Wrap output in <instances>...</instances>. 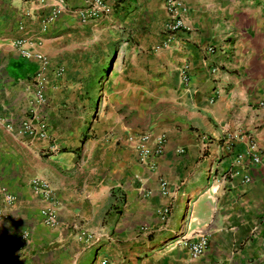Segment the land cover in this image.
Returning <instances> with one entry per match:
<instances>
[{
    "label": "crops",
    "instance_id": "obj_1",
    "mask_svg": "<svg viewBox=\"0 0 264 264\" xmlns=\"http://www.w3.org/2000/svg\"><path fill=\"white\" fill-rule=\"evenodd\" d=\"M56 1L65 8L41 31ZM83 2L0 0V198L14 196L0 217V264H264V0H182L191 30L158 51L165 0H113L109 17L81 24L74 10ZM20 37H38L51 68H65L60 79L46 70L45 106L32 95L36 62L12 45ZM111 38L126 54L101 119L89 123V53ZM25 116L45 119L49 136L7 127ZM142 132L164 135L160 156L140 159L126 141ZM234 132L241 134L219 153ZM250 141L260 161L244 170L234 157ZM35 177L49 196L32 188ZM45 209L53 224L42 221ZM182 218V237L207 235L197 258L177 235ZM81 232L96 240L84 242Z\"/></svg>",
    "mask_w": 264,
    "mask_h": 264
},
{
    "label": "built area",
    "instance_id": "obj_2",
    "mask_svg": "<svg viewBox=\"0 0 264 264\" xmlns=\"http://www.w3.org/2000/svg\"><path fill=\"white\" fill-rule=\"evenodd\" d=\"M114 2L113 0H84L83 4L78 8H75L74 14L77 20L81 24H86L92 20H98L107 18L113 11ZM58 1L51 6L49 14L41 19V31L46 30L48 24L62 11L64 10ZM166 17L161 25L160 39L156 42L152 50L158 51L165 48H170L173 41H180L183 35L191 30V27L187 25L183 20V13L185 9L182 7V0H165ZM27 14V13H26ZM41 40L38 37L30 38H17L13 40L12 45L17 48V54L25 59H33L37 64V69L33 74L32 83V95L35 102L39 105H46L45 89L48 83L46 77V70L52 67V63L49 61L46 55L42 54L36 48L40 45ZM215 48L213 45H209L205 48V51L213 52ZM52 73L55 78L60 79L65 72L63 65L53 66ZM188 63L184 62L178 69L179 78L181 81L186 82L189 79ZM217 67H212L211 73H217ZM260 105H264V100L259 102ZM30 116H25L19 122L16 127L7 125L10 129L15 128L14 132L20 135L32 136L35 135L38 138H46L49 136L48 124L45 119L38 120L36 124L31 122ZM241 132H234L233 134H226L221 138V142L217 144L219 153L228 150L230 148L231 141L234 138H238ZM164 135L159 134L158 136L151 138L147 132H142L132 136H127L126 141L132 143V148L137 153L140 159H149L158 157L163 152ZM182 151V149H179ZM260 161L259 150L254 141H250L244 154H237L234 157V162L237 164L241 163V168L244 170L249 164H255ZM209 177L214 180L218 175L215 171V166H210L208 169ZM243 179L247 180L244 176ZM30 185L36 191L46 194L49 196L48 184L46 181L40 178H32ZM165 182H160V190L164 192ZM1 206H0V217H5L4 206H9L14 201V196L9 193H2ZM169 205L162 207L158 214L161 220H165L169 215ZM42 221L45 224H53L55 222L54 212L49 209L41 211ZM188 222H185V218L181 220V230L177 232L179 237H182V230L187 228ZM178 237V239H179ZM79 238H83L84 242H94L96 240L90 233L81 232ZM184 245L186 246L189 256L191 258H197L201 256L207 247V235L199 233L194 239L182 237ZM186 240V241H185ZM100 264H109L106 260H101Z\"/></svg>",
    "mask_w": 264,
    "mask_h": 264
},
{
    "label": "rangeland",
    "instance_id": "obj_3",
    "mask_svg": "<svg viewBox=\"0 0 264 264\" xmlns=\"http://www.w3.org/2000/svg\"><path fill=\"white\" fill-rule=\"evenodd\" d=\"M125 28L122 25L117 27L119 30H124ZM143 28H145L143 25H137L133 26L132 30H141ZM104 37L105 38L101 37L99 42H104V39H107V36ZM99 45H101V47H99L101 49H99L98 53H89L94 59L92 62L93 65H91L87 70V76L93 80L94 88H91L88 91V94L92 96V103L94 100L96 103L94 111L91 115H89L91 117L89 123H96L99 119H101L102 107L105 104V97L107 90H109V84L112 78H115L119 75L118 73L121 70V66L123 64V58L121 57V54H126L121 53V50L118 52L121 42L116 38H111L107 42L98 44V46ZM122 46H126V44H123ZM85 104L87 106V102H85Z\"/></svg>",
    "mask_w": 264,
    "mask_h": 264
}]
</instances>
